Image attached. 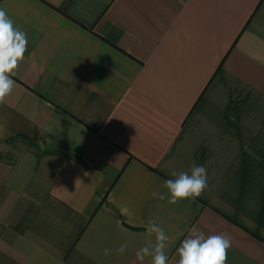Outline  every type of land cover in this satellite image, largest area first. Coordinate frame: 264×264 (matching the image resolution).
I'll return each instance as SVG.
<instances>
[{
	"label": "crops",
	"instance_id": "0c3cea01",
	"mask_svg": "<svg viewBox=\"0 0 264 264\" xmlns=\"http://www.w3.org/2000/svg\"><path fill=\"white\" fill-rule=\"evenodd\" d=\"M0 7L29 40L0 105V264H141L150 219L168 264L193 231L264 264V0ZM193 164L207 188L168 204Z\"/></svg>",
	"mask_w": 264,
	"mask_h": 264
},
{
	"label": "clouds",
	"instance_id": "9594fccd",
	"mask_svg": "<svg viewBox=\"0 0 264 264\" xmlns=\"http://www.w3.org/2000/svg\"><path fill=\"white\" fill-rule=\"evenodd\" d=\"M27 33L18 27L8 15L7 10L0 7V105H4L15 88L14 76L24 60L28 50ZM163 187L167 189V202L170 205L185 200H195L207 188V170L204 166L193 164L189 172L173 170ZM155 198L166 199L164 194L153 193ZM147 239L144 245L135 252L136 259L142 262L150 258V264H168L167 253L169 235L166 230L154 220L147 222ZM232 247L231 240L224 234H213L207 237L202 232L193 231L176 249L178 259L176 264H227L228 250ZM129 245L121 244L110 250L105 248V257L112 254L123 255Z\"/></svg>",
	"mask_w": 264,
	"mask_h": 264
},
{
	"label": "rangeland",
	"instance_id": "374dc122",
	"mask_svg": "<svg viewBox=\"0 0 264 264\" xmlns=\"http://www.w3.org/2000/svg\"><path fill=\"white\" fill-rule=\"evenodd\" d=\"M12 155H14V154H12Z\"/></svg>",
	"mask_w": 264,
	"mask_h": 264
}]
</instances>
